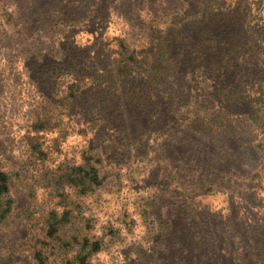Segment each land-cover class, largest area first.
<instances>
[{
  "label": "rangeland",
  "instance_id": "1",
  "mask_svg": "<svg viewBox=\"0 0 264 264\" xmlns=\"http://www.w3.org/2000/svg\"><path fill=\"white\" fill-rule=\"evenodd\" d=\"M0 264H264V0H0Z\"/></svg>",
  "mask_w": 264,
  "mask_h": 264
},
{
  "label": "trees",
  "instance_id": "2",
  "mask_svg": "<svg viewBox=\"0 0 264 264\" xmlns=\"http://www.w3.org/2000/svg\"><path fill=\"white\" fill-rule=\"evenodd\" d=\"M65 161L69 163L68 166H69L70 168H72L73 166H76V163H75V156H70L69 158L66 157V158H65ZM89 162H90V161H89ZM92 164H93V163H92ZM79 166H80V165H79ZM79 166H78V167H79ZM57 168L60 169V170L63 169V167H60V164L57 165ZM95 171H96V170H95ZM63 173H65V172H63ZM93 176L96 177V178H99V174H97V172H94ZM99 182H100V181H99Z\"/></svg>",
  "mask_w": 264,
  "mask_h": 264
}]
</instances>
